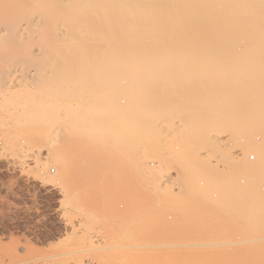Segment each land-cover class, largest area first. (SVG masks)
<instances>
[{
  "label": "bare ground",
  "instance_id": "6f19581e",
  "mask_svg": "<svg viewBox=\"0 0 264 264\" xmlns=\"http://www.w3.org/2000/svg\"><path fill=\"white\" fill-rule=\"evenodd\" d=\"M1 112L9 158L37 166L41 191L78 215L61 210L66 243L0 264H163L175 243L169 226L156 236V183L174 172L199 185L226 157L229 174L264 186V0H0ZM248 151L258 161L242 166Z\"/></svg>",
  "mask_w": 264,
  "mask_h": 264
},
{
  "label": "rangeland",
  "instance_id": "374dc122",
  "mask_svg": "<svg viewBox=\"0 0 264 264\" xmlns=\"http://www.w3.org/2000/svg\"><path fill=\"white\" fill-rule=\"evenodd\" d=\"M1 114H2V112L0 113V116H3L6 118V120H7L6 124H8V126H11L12 121L7 116H5L4 114H2V115ZM6 127H7V125H6ZM11 128H13V127L12 126L8 127V128H6V130L11 129ZM4 129H5L4 127H2V129L0 127V130H1L0 132H3ZM3 134L0 133V261L1 260L6 261V263H7L9 255H14V254L17 255L16 253H18L21 256L22 255L26 256L27 253L31 252L32 249H30V248H33L34 251L35 250L36 251L37 250L45 251V250L49 249L50 248L49 246H51V245L66 243L70 239V237L73 235L70 232H66L64 227L59 223V218L63 217L61 210L63 209L64 210L63 212H66V210H67V208L62 205L63 204L62 203L63 197L56 194V193H43L41 191V182L39 181V178H38L39 168L37 166H35L32 162L28 161V162H25L24 164H20L18 162L12 161L9 158V155H7L9 152V150H8L9 149L8 148L9 143H8L7 139L5 138L6 136ZM250 151H252V150H250ZM250 151H248L249 153L247 152V155L249 154V156H247L246 154H245V157H244V155L241 156L240 164H242V166H244V163L246 164L247 159L250 162L257 163L256 161H258V155H256V153H255V155H253V154H251L252 152H250ZM252 156L257 157V158L254 157L255 161L251 160V159H253ZM221 158L222 159H220V163H219L221 165L217 164L218 162L213 163V162L207 161L210 164H212V163H213V165L215 164L214 166H212V165L204 162L208 165L204 164L206 166V169H205V166H203L204 170H206V172H204L206 178L203 176L202 179H203V181H204V179H206L207 182L201 181V183H199V185L197 184L195 186H193V185L188 186V184L185 185V183H182V178L175 175V173L173 172V177L170 180L171 182H169L168 185L166 184L167 187H164L165 185L163 186L162 184L159 185V183H156L157 188H156L155 194H154L155 199H153V200H154V204L155 203H157V204H155L156 206L154 207V211H156V212H154V213H155V216H156V213L162 215V216L157 215V217H156L157 221H158L159 217H161V219H162V221L159 220V222H157V226H158L157 229L158 230L156 231V236L161 238L164 235V233H165L164 236H166V233H168V232H169L168 235L170 233H174V235L172 234L174 236V238H172V235H169V237L172 238L171 241H173L175 244H176V242L178 243L179 241L180 242L184 241L185 243H188V244L189 243L190 244H193V243L197 244L198 243L199 246H203L201 248L202 253L193 254L195 251L190 248V245H187L189 250L185 249L186 250L185 251V250H180L178 247L176 248L175 246H177V245L174 244L173 247L171 248L170 252L168 253V255L163 254V256H165V258H163V256L161 255L162 256L161 262L163 261L162 262L163 264H165V262H166V264L169 263L167 261H169V260L171 261L172 259H173L172 262H170L169 264H207V261H208V264H211V262H213L212 264H264V220H262V218L264 219V217H262V215L260 214L261 211L263 210L262 206L260 207V205H263V207H264V197H263L264 196L263 195L264 194V186L261 184L263 182H260V184L258 183L257 187L262 185L259 187L260 189H257V187H255L253 185H250V183L248 184L247 181L244 182V179L243 180L241 179L243 181L242 182L240 179H237L236 177L241 178V176L245 177V175H242L241 172L240 173L238 172L236 174V176H235V174H231V173H230L231 174L230 175L229 172L234 173L238 167L235 164H230V163L229 164L225 163L227 165H223L222 164L223 158H226V157H221ZM46 165L52 173H56V171H57L56 165H54L52 163H47ZM233 166H235V168H234L235 171L234 170L229 171L230 167H233ZM231 170H232V168H231ZM227 171H229V172H227ZM225 172L227 173V175H225L226 174ZM223 175H225V178L228 177V179H226L224 182H223V180H224ZM229 175H230V177H229ZM232 175L235 176V178ZM231 177L234 179H232ZM244 177H242V178H244ZM222 178H223V180L221 181ZM229 179H230L231 183L228 181ZM211 180H212V182H211ZM216 180H218V182H216ZM234 180L236 183L234 182ZM202 182L204 184H202ZM241 182L244 185H242ZM177 183L180 185H178ZM211 183H212V185H211ZM215 183H217V184H215ZM172 184H174L175 186ZM208 184L210 187L208 186ZM161 186H163L164 188H162ZM159 187L164 189V190H161ZM203 187H204V189H203ZM252 187H254L256 189V191ZM234 188H235V190H234ZM238 188H240V189L238 190ZM177 190H180V191H177ZM257 190H258V192H257ZM172 191L174 193H172ZM229 191H230L231 195L228 193ZM232 191H234V192H232ZM253 191H255V194L257 192L259 197L256 196L255 194H253ZM180 192L182 194L184 193L183 196H182V194L181 195L178 194ZM186 192H188L189 194ZM238 192H242V193L238 194ZM201 193H203V195ZM243 193H246L248 196L246 197L244 194V197H242ZM158 194H159V196H158ZM190 194L193 196H191ZM235 194H237V195H235ZM234 195H235V198L233 197ZM252 196H253V198H252ZM158 197H160V199ZM184 198H186V199H184ZM193 198H195V199H193ZM199 198H200V201H199ZM222 198H223V200H222ZM170 199H171V201H169V202L172 205H170V203L168 202V200H170ZM252 199L254 200L252 205H254L256 208L257 207L259 208L258 212L256 210H254L253 207H251L252 205H250L251 201H253ZM246 200H247V202H246ZM196 201H198V202H196ZM223 201H224V203H223ZM257 201H258V203H257ZM195 202H196V204H195ZM262 202H263V204H262ZM162 203H164V204H162ZM167 204H168V206H167ZM173 204H174V206H173ZM231 204H232V206H231ZM236 204H237V206H236ZM246 204L250 205V206L244 212L243 209H246V207H247ZM258 204H259V206H256ZM175 205H177V207ZM191 205H192V207H191ZM223 205H224V207H223ZM156 207L159 209V211L157 210ZM161 207H162L163 211L165 210L167 213L169 210H170L169 212H171V211L173 212L175 210L174 214L178 210L177 211L178 213L175 214L176 217H175V215L173 216L172 212L166 215V214H164L166 212L165 211L163 212ZM178 207H179V209H177ZM196 208H198V209L195 210ZM260 208L262 210H260ZM225 209H227V210L225 211ZM240 209H241V211H240ZM192 210H193V212H192ZM58 211H60L61 213L59 212V214H58ZM246 211L247 212L250 211L251 214L247 213ZM71 212H73V217H76L78 215V213L73 211V210ZM187 212H190V213H187ZM230 212H231V214H230ZM254 212L257 214H255ZM66 213H69V211ZM70 213H69V216H70ZM75 213H76V216H75ZM194 213H196V214H194ZM243 213H244V215H243ZM252 213L255 215L256 218L253 217L254 215ZM193 214L196 216H194ZM66 215H68V214H66ZM71 215H72V213H71ZM164 215H166L167 217ZM179 215H180L179 218L181 220L179 218H178V220L171 218V217H173V218L177 219V216H179ZM192 215L195 218H197V216H198V219L196 220L195 218L191 217ZM258 215L261 217H259ZM162 217L163 218L166 217V221H163L165 219H163ZM182 217H184V218H182ZM235 217H236V220H235ZM249 217H250V219H249ZM168 218L170 220L171 219L172 220L170 221ZM185 218H188V219H185ZM201 219H202V221H201ZM244 219H246L247 222L243 221ZM254 219L256 222L254 221ZM256 219H258V220H256ZM187 220H189V222H187ZM177 221L178 222L180 221L179 224L183 227H181ZM195 221H196V225H194ZM167 222H169L171 224V226ZM172 222H174V223H172ZM182 222L185 224L182 225L183 224ZM203 222H204V224L200 225ZM225 222H226V224H225ZM245 222H246V224H244ZM253 222H254V225H252ZM176 223L178 224V226ZM189 223L191 225H189ZM228 223H229V225H228ZM233 223H234V225H233ZM166 224H167V226L165 227L164 225H166ZM237 224H239V225H237ZM162 225H163L164 229L167 228L168 226L171 228L168 227L170 230L168 228L165 229L166 232L163 229L164 230V233H163L162 232L163 230H161V228H160V227H162ZM172 225L177 226V227L174 226V228H176V230L172 228L173 227ZM186 225L189 228L186 227ZM227 225H228V227H226ZM230 225L234 226V227H231ZM179 226L181 227L180 230H179ZM193 226H195V228ZM215 226H217V227H215ZM255 226H257V227H255ZM190 227L193 229L190 230ZM199 228L201 231L198 230ZM228 228H230V229H228ZM184 229H186V230L184 231ZM194 229H196V231ZM174 230H175V232H174ZM182 230L184 232H186V235H184V232ZM234 230H236V231H234ZM176 231H177V233H176ZM159 233L161 234L160 236H158ZM175 233L178 236H176ZM192 233H193V235H192ZM254 233H255V235H254ZM257 233H259V234H257ZM187 234H189V235H187ZM194 234H196V235H194ZM246 235H248L247 238H246ZM182 236H185L186 238L185 237L182 238ZM251 236L254 238V240H258L257 241L258 243L256 241H253V238ZM254 236H256V238ZM262 236H263V238H262ZM178 237H180V238L177 239ZM242 237L246 238L247 240L242 238ZM195 238H197L198 240ZM219 238H221V239H219ZM250 238L252 241L250 240ZM257 238H260L261 242ZM182 239H183V241H182ZM217 239H219L220 241ZM222 239H224V240H222ZM226 239H227V241H226ZM191 241L193 243H191ZM194 241H197V242H194ZM245 241H247V242H245ZM215 244H217V245L214 246ZM225 244H227V245H225ZM249 244H251V245H249ZM209 245L211 247H209ZM223 245H225V246L223 247ZM224 248H225V251H223ZM228 248L231 250H229ZM221 249H222V251H221ZM28 250H30V251H28ZM188 252H191V253H189V257H188ZM220 253H221V255H220ZM222 253H224V254L222 255ZM193 255H194V257H193ZM1 256H2V258H1ZM200 256H202L203 259H201ZM166 257L167 258L170 257V258L167 259ZM182 257L186 260H184ZM208 258L211 259V261L207 260ZM187 259L190 260L191 262L187 261ZM193 259H195V260H193ZM199 259H201V261H203V263L201 261L199 262L198 261ZM222 259H224L225 261H223ZM197 261L199 263H197Z\"/></svg>",
  "mask_w": 264,
  "mask_h": 264
},
{
  "label": "built area",
  "instance_id": "2783aa9c",
  "mask_svg": "<svg viewBox=\"0 0 264 264\" xmlns=\"http://www.w3.org/2000/svg\"><path fill=\"white\" fill-rule=\"evenodd\" d=\"M252 158L254 159V156H252Z\"/></svg>",
  "mask_w": 264,
  "mask_h": 264
}]
</instances>
